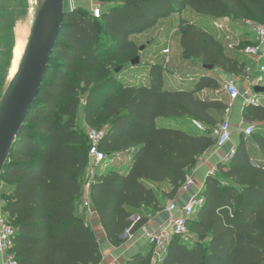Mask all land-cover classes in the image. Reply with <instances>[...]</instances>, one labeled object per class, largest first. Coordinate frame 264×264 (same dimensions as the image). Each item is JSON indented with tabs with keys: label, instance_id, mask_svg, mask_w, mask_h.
<instances>
[{
	"label": "trees",
	"instance_id": "1",
	"mask_svg": "<svg viewBox=\"0 0 264 264\" xmlns=\"http://www.w3.org/2000/svg\"><path fill=\"white\" fill-rule=\"evenodd\" d=\"M94 1L103 6L99 19L82 8L65 11L45 79L0 175V210L13 230L9 252L16 264L102 261L94 231L74 214L88 167L83 128L104 129L99 149L108 170L95 174L89 197L114 247L123 243L125 232L133 234L144 224L141 217L131 221L142 208L158 210L152 186L168 183L175 194L197 159L215 145L214 114L227 106L196 94L217 90L218 83L202 77L192 90H166L163 64H154L147 86L124 85L123 67L139 54L131 37L185 9L197 18L264 25V0ZM178 32L185 59L247 76L245 64L229 57L195 22L180 19ZM176 118L199 122L206 132L158 125ZM243 119L264 123V106L244 107ZM250 143L264 160V134L255 127L208 177L202 204L187 222L190 240L174 237L162 264H264V164L253 161ZM119 158L128 162L109 163ZM151 252L152 247L126 264H150Z\"/></svg>",
	"mask_w": 264,
	"mask_h": 264
},
{
	"label": "crops",
	"instance_id": "2",
	"mask_svg": "<svg viewBox=\"0 0 264 264\" xmlns=\"http://www.w3.org/2000/svg\"><path fill=\"white\" fill-rule=\"evenodd\" d=\"M95 3L94 0H78L75 3L77 8H82L89 10V8ZM191 13L190 20L196 23L199 29L206 31L212 34L216 40L222 45L225 53L234 59H237L245 65L249 63L248 58H246L242 49L243 46L251 45L255 42V36L250 30L247 22L235 21L231 18H223L218 20H210L204 18H197L189 9L182 11L180 15L173 14L167 19L160 20L157 25L143 32L142 34L135 35L131 37V40L137 45L140 46L137 42V39H144L147 36H151L153 32L157 35L162 29H158L160 26H163L167 23H170V26L174 28L175 31L179 30V21L178 16H181L184 13ZM183 19V18H182ZM172 23V25H171ZM215 24L223 26L224 31L221 32L216 29ZM158 30V31H157ZM167 32L166 35H169V29H165ZM166 35L162 36V40H165ZM229 37V40L227 39ZM232 44L233 48H229L228 45ZM243 44V45H241ZM167 49V48H164ZM169 50V49H168ZM163 51V50H162ZM151 49L147 50V54L140 58V63L136 67H131L129 70L124 71L119 78L124 85L135 84L141 86H147L149 84V67L154 64H163L158 61V58H162L163 53H154ZM170 52V51H169ZM174 54L176 57L170 59L168 66H178V69L170 72L168 66L164 70V87L166 90L172 91H186L192 90L194 86L198 83L199 79L202 77H210L214 79L218 85L219 89L210 90L205 89L201 90L196 94L197 98L200 100L207 101H220L227 106V109L224 112L215 113L214 116L218 120V123L224 119L229 121L230 130H231V140L228 144L222 148H216L215 146L209 148L205 151L196 161L194 167L189 171L188 175L193 179L194 185L189 188L187 191L182 192L178 190L175 194L171 195L172 187L168 183H162L160 185H154L152 188L156 191L157 201H158V210L154 211L152 208H142L139 211V214L134 215L131 218V221L137 222L141 217L144 219V224L133 234H130L129 238L123 239V243L117 247L110 245L105 238L104 231L102 230L98 218L95 214V217H92L88 221L85 209L83 207L84 199V183H82V192L81 195L76 199L74 204V214L81 218L84 222H90L94 234L99 241L100 252L102 255V261L100 264H126L132 257L140 253H149L150 244L146 239V234L156 233L162 228H164L167 219L168 213L166 211L167 206L170 203H175L178 207L186 205L189 199L197 193L200 188H204L205 182L208 179L209 172L212 169H216L219 165L226 164V156L229 153L232 147H237L241 137H244L243 130L248 124L247 121L243 119L244 105L243 100L246 97L254 96L252 91L253 86L249 90H246L247 84L243 82L242 77L229 75L223 71L213 68L212 70L204 69L199 61L194 59H185L182 56V51L179 46V32H178V44L177 48L174 49ZM258 72V70H256ZM174 73H179L181 79H178L174 76ZM189 77L192 78L189 81ZM258 77L255 76L254 80ZM187 79V80H186ZM232 82L237 88L241 91V97L233 102H231L224 91L225 83ZM263 85V84H262ZM258 98L264 102V95L258 96ZM255 127L264 134V123H254ZM159 127H175L180 128L188 133H198L193 126L191 125V120L188 118H176L173 120H159ZM248 139V137H246ZM249 154L251 155L253 161L257 163H263L264 160L260 157L257 149L253 144H249L248 147ZM125 162H128V158ZM112 165H116L115 160H110Z\"/></svg>",
	"mask_w": 264,
	"mask_h": 264
},
{
	"label": "built area",
	"instance_id": "3",
	"mask_svg": "<svg viewBox=\"0 0 264 264\" xmlns=\"http://www.w3.org/2000/svg\"><path fill=\"white\" fill-rule=\"evenodd\" d=\"M89 13L93 18L99 19L103 12L102 5H92L89 8ZM250 30L255 36V42L251 45H247L242 49L243 55L248 58L250 61V66L245 69L247 74V79L253 74V69L256 68L258 70V77L256 78V85L263 84L262 75L264 74V25H257L251 22H247ZM216 29L223 32V26L219 24H215ZM229 40V37L227 38ZM229 48H233L232 44L228 45ZM163 55H165L166 62L163 63V69L166 70L169 64V50L164 49L162 51ZM174 76L178 79H181L179 73H174ZM187 80V79H186ZM192 78L189 77V81ZM224 91L227 94L229 100L231 102L239 99L241 95V91L237 88V86L228 82L224 85ZM243 105L246 106H264V102L261 101L258 97L249 96L244 98ZM191 125L193 128L199 132H206V127L196 121H191ZM255 130V124L248 123L243 130V135L245 137H250ZM104 135V129L95 130L88 128L86 131V136L89 142L88 149V167L86 172V180L84 183V199H83V207L85 209L86 215L88 217V221L92 217H95L94 208L90 202L89 190L90 184L97 173L99 167L106 165L104 164L105 155L99 149L100 141L102 140ZM210 135L215 140V147L222 148L226 144H228L231 140V130L229 121L224 119L218 125H216L210 132ZM235 148L232 147L229 153L226 156V161H228L234 154ZM217 173L216 169H212L209 172V176L214 177ZM194 185L193 179L187 175L185 177L184 183L179 189L182 192L187 191ZM202 191L200 188L197 193H195L188 201V203L182 207H178L175 203H170L166 211L168 213L167 222L161 230L156 233L146 234V239L150 246L152 247L150 264H162L163 259L166 255L167 248L174 237H177L183 241H187L188 230H187V222L192 216L195 214L197 209L202 204ZM2 202L0 201V207ZM84 222L85 227L91 228L92 225L90 222ZM93 230V229H92ZM13 235V230L11 224L7 218V215L2 213L0 210V264H16V258L13 253L9 252L10 247V239ZM130 234L125 232V234L121 237L122 239L129 238ZM99 242V241H98ZM100 244V243H99Z\"/></svg>",
	"mask_w": 264,
	"mask_h": 264
},
{
	"label": "water",
	"instance_id": "4",
	"mask_svg": "<svg viewBox=\"0 0 264 264\" xmlns=\"http://www.w3.org/2000/svg\"><path fill=\"white\" fill-rule=\"evenodd\" d=\"M64 0H34V18L15 73L0 97V175L25 119L39 94L64 21ZM141 50V49H140ZM140 63L135 57L131 67ZM212 70L213 66H203ZM120 68L115 70L118 73ZM264 95V85L252 88Z\"/></svg>",
	"mask_w": 264,
	"mask_h": 264
},
{
	"label": "rangeland",
	"instance_id": "5",
	"mask_svg": "<svg viewBox=\"0 0 264 264\" xmlns=\"http://www.w3.org/2000/svg\"><path fill=\"white\" fill-rule=\"evenodd\" d=\"M78 0H64V10L69 11L77 8L75 3ZM95 5H100L99 3H94ZM93 4V5H94ZM191 13H184L181 16H178L179 19H189L190 20ZM34 18V0H0V97L2 96L11 76L15 70L16 65H13V51L15 46L16 33L18 30H22L26 33L28 39V35L32 26ZM172 25V23H171ZM169 29V35H166L167 31L165 29ZM162 29L157 35L155 32L151 34V36H147L144 39H137V42L140 46L138 56L141 58L145 54H147V50L151 49V51H155L154 53H159L164 50V48L169 49V58L172 59L176 57L174 54V49L177 48L178 44V32L170 26V23H167L158 28ZM158 31V30H157ZM166 35L165 40H162V36ZM27 42V41H26ZM26 44V43H25ZM243 45V44H241ZM141 49V50H140ZM162 58H158L159 62L165 63L166 58L165 55H162ZM249 61V60H248ZM250 66V61L245 65V69ZM123 71L130 69V64H125L123 67ZM178 69V66H168V70L173 72ZM256 68L253 69V74L250 78L242 77L243 82L247 84L246 90H249L251 86L256 83L254 77L258 75L256 72ZM121 73V74H122ZM78 127H82V123H78ZM86 132L88 128H83ZM126 161V158H119L116 161ZM108 168L101 166L98 168L97 173L105 172ZM2 184L0 183V189ZM187 239L190 240L187 236Z\"/></svg>",
	"mask_w": 264,
	"mask_h": 264
},
{
	"label": "bare ground",
	"instance_id": "6",
	"mask_svg": "<svg viewBox=\"0 0 264 264\" xmlns=\"http://www.w3.org/2000/svg\"><path fill=\"white\" fill-rule=\"evenodd\" d=\"M26 33L22 30H18L16 33V39H15V46H14V51H13V65H16L14 72L12 75L15 73L19 60L23 54L24 48H25V43H26ZM12 77V76H11Z\"/></svg>",
	"mask_w": 264,
	"mask_h": 264
}]
</instances>
